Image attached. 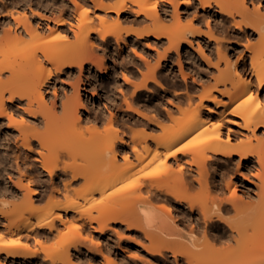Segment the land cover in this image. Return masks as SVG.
I'll return each instance as SVG.
<instances>
[{"label": "bare ground", "instance_id": "6f19581e", "mask_svg": "<svg viewBox=\"0 0 264 264\" xmlns=\"http://www.w3.org/2000/svg\"><path fill=\"white\" fill-rule=\"evenodd\" d=\"M56 1L37 0L41 11L32 7L34 0H0V34L6 40L8 56L13 55L0 62V161L14 160L25 179L13 181L14 186L0 182L1 193L16 199L22 192L23 199L20 205L9 199L0 201V224L12 236L0 242V264H33L35 254L26 249V239L36 234L47 236L59 229L58 223L66 225L71 219L90 226L96 222L94 231L99 233L116 222L135 226L147 238V250L161 256L163 264H264V5L251 0L252 7L247 4L249 0H199L201 17H207V29L203 30L193 25L200 15H192L197 5L191 0ZM89 1L102 14L71 16L72 7L89 5ZM165 2L172 6L171 17L178 24L175 29L158 27L168 14ZM159 3L164 5L161 11L157 9ZM180 7L186 15L191 13L192 19L181 23ZM210 10L216 12L214 16ZM141 14L146 20L143 29L124 34L121 24L141 20ZM211 15L215 29L210 27ZM110 20L111 27L105 28ZM47 34H53V42L45 41L39 49L18 53L26 37L35 45ZM130 34L136 37V45L143 38L157 42L166 37L169 44L157 65L169 49L179 52L181 43L191 45L189 36L204 35L216 42L218 59L212 82L202 84L196 94L198 101L190 107L195 95L186 93L188 107L182 110L175 106L183 115L174 124L160 121L165 118L159 113L151 116L140 111L125 98L126 108L144 119L139 121L160 129L155 136L132 135L127 139L123 130L120 133L114 112H109L105 128L97 127L106 114L101 109H88L80 92V76L65 99L51 86L60 73L68 72L67 68L77 67L81 73L88 63L102 64L92 54L95 37L101 45L112 37L121 48V43L127 44L125 35ZM230 37H236V44L245 48L232 63L221 50L223 45H230ZM198 46V53L209 60ZM133 51L144 58L136 48ZM246 56L251 74L244 71ZM140 73L139 82L123 74L134 91L146 88L149 81L158 83L155 67ZM50 87L52 95L46 99ZM222 97L228 100L224 102ZM5 117L9 123L6 130ZM166 118L174 121L171 109H166ZM87 122L95 124L88 138L61 145L69 128L77 132ZM39 125H44L46 138L38 137ZM105 137L106 141L102 140ZM82 153L87 154L83 163L60 167L63 158ZM121 160L138 163V169L116 172ZM149 165V171L141 172ZM9 166L11 163H4L2 169ZM106 170L115 172L95 182L89 197H82L90 202L87 207L79 200H53L41 207L34 204L46 194L58 196L68 191L69 183L59 187L56 176L69 171L71 180L87 181L89 175ZM45 174L47 178L41 180L39 176ZM39 181L41 188L32 187ZM117 185L131 192L118 188L113 196L94 201V191L102 195ZM156 200L165 205L156 204ZM105 248L106 253L97 247L102 263L117 264L113 252ZM71 260L67 256L68 264H73Z\"/></svg>", "mask_w": 264, "mask_h": 264}, {"label": "rangeland", "instance_id": "374dc122", "mask_svg": "<svg viewBox=\"0 0 264 264\" xmlns=\"http://www.w3.org/2000/svg\"><path fill=\"white\" fill-rule=\"evenodd\" d=\"M7 1L10 2V0ZM36 1L37 0H34L32 7L43 11L42 6L39 7V4H37ZM108 1L113 2L115 0ZM191 1L194 3V5H197L195 8L193 7L194 9H192L191 12L192 15L193 12H197V14L201 17V15H203V10L200 6L201 3L198 2L199 0ZM251 1L254 3L250 2V0L247 1L249 7H252L251 3L255 5L259 3L260 6L261 2V5H264V0ZM58 2L60 1L57 0L56 4H58ZM88 3L89 5L83 4L81 7H72L69 10L71 16L73 15L75 17H79V14L82 12L89 15H92L93 13L102 14L101 10L93 9L92 2L89 1ZM165 4V10H167L168 14L160 21L158 27L164 30L175 29L178 27V24H176L174 19L171 17L173 13L172 6L166 2ZM132 6L135 7V5ZM162 7H164V5L159 3L157 9L161 11ZM179 10L182 11H179L181 12V23L192 19L191 13L187 15L186 13H183V7H180ZM213 10H210L212 12L210 14L214 16L216 12ZM47 13L49 12L47 11ZM55 14L58 15L57 11ZM212 15L209 17V21H211L210 27L215 29V20H212ZM141 17V20L139 19L122 23L121 28L123 33L125 34L127 31H131L133 29H143L146 20H143L142 14ZM200 17H198L200 20L192 21L193 25L206 30L207 26L205 21L207 17L204 16L205 20L203 17ZM48 24L50 26L54 25L53 22H48ZM111 25L112 24L110 20V22L105 25V28L111 27ZM217 35L220 37V34ZM125 36L127 44L124 45L121 43V48L117 45L112 37L111 40L104 45L99 44L98 37H95L93 39L95 41V45L93 47L92 54L96 59L102 60V64L100 66H96L88 63L81 73H79L77 67L67 68L68 72L60 73V77L55 79V81H52L53 85L51 87L57 90V93L61 99H65V95L71 94V84L74 83L75 80L80 76L82 79L80 82V92L83 94L88 109H101L106 114V118L103 119L97 126L99 129H103L108 125L107 119L109 117V112H114L117 116V126L121 129L120 133L122 130L125 132V138L130 139L132 135H137L138 137L155 136L158 135L160 129L156 125L139 121H144V119L137 116L132 110L127 109L124 99L126 98L132 103L133 107L139 109L140 111L147 112V114L151 116H153L155 113H159L165 118L164 120L160 121H163L166 124H174L175 120L179 119L183 115V113L177 110L175 106L181 107L182 110H185L188 107L186 102V93H190L193 96L195 95L194 103H192L190 106L192 107L195 102L198 101L196 94L200 91L202 84L208 85L212 82L213 79L211 77L217 72L215 64L217 63L216 61L218 59V54L216 53V42L210 40L204 35L189 36L192 42L191 45L181 43V51L179 52H177L175 48L169 49L165 57H160V64L157 65L159 56L163 54L165 48L169 44L165 36H162L157 42H154L152 38H143L139 40L138 45L133 44V39L136 38L134 35L130 34ZM53 37V34H47L41 39L37 40L35 45H33L34 43L29 40V37H26V42L19 46L18 53L31 50L33 47L39 49L43 45V42H53ZM70 37L71 39H74L72 33H70ZM221 37L225 38L223 35ZM230 38L228 40L230 45H223L221 50L224 53H227V57L232 63L235 58H237L239 53L245 51V48L243 49V45L238 46L236 44V37ZM223 41L226 40L223 39ZM198 44H200L209 60H205L198 53ZM7 47L8 46L6 44L5 38H3L2 34H0V62L5 60L6 57L13 58V55L8 56V52L6 51ZM132 47L140 51L144 58L136 56ZM145 61H148V65L150 67H155L157 69L158 83L149 81L146 88L137 89L134 91L133 85L124 81L123 74L127 73L130 75L132 80L139 82L142 79L140 71L146 72L149 67L146 65ZM245 63V73L251 74L252 70L250 68L249 58L247 56L245 57ZM223 64L224 62L221 60L219 65L222 66ZM103 67L105 69H103ZM51 87L47 90L48 92L46 99H48V95H52ZM84 87L85 90L83 89ZM221 99L224 102L228 100L227 97H222ZM59 103V100H57V105H59ZM166 109H171L173 112L174 121L166 118ZM3 120V128L6 130L9 123L6 117ZM94 127V123L87 122L82 123L77 132H74L69 128L67 133H65L61 139V145H74L79 140L88 138ZM14 131L16 134L18 133L15 128ZM1 132L2 131H0V134ZM37 132L38 137L46 138L47 133L45 131L44 125L37 126ZM106 139L107 138L105 137V139L102 140L106 141ZM13 155L14 153H11V156ZM86 156L87 154L82 153L76 158L65 157L60 161V167H71L75 164L83 163ZM4 163L6 165L11 163V166H9L10 168L8 170L2 169V164ZM138 165V163L131 164L129 161L121 160L118 166L115 168V171H125L132 167L133 170H137ZM151 168L152 165L146 166L143 170H141V172L149 171ZM115 171L106 170L96 175L91 174L89 175V180L87 181L82 178H79L78 180H71L68 171L65 175H59L55 177L56 184L61 188L63 186V182L69 183L67 192H62L58 196L46 194L43 198L36 200L34 204L35 206L41 207L51 203L53 200L59 202L79 200L84 207H87L90 202L85 201L82 199V197H89L95 182L106 179L111 173ZM22 173L23 172H20L16 168L14 160L8 162L2 159L0 161L1 183L5 182L11 186H14L13 181H18L19 178H22L23 182H25ZM47 176L48 175L45 174L39 177L41 180H45ZM40 182L41 181L33 183L32 187L41 188L42 184ZM122 187L124 186H114L109 188L102 195L94 191L92 194L95 198L94 201H100L106 195L111 197L115 194L118 188L122 189L123 191L125 187ZM126 191L128 192H123L127 194L131 192V190ZM8 199L13 203L20 205L23 203L22 192H19V197L16 199H10V197L8 198V196L0 192L1 202ZM160 201L161 200H158L157 202L156 200V204L159 203L160 206H163V204L165 205L164 201H161L162 203H160ZM71 214L72 212H70V215ZM2 220L3 219L0 218V223ZM96 225L97 223L94 222L93 226ZM93 226H90L87 223L81 224V221L71 219L66 225H61L58 223L59 229L54 230L47 236L40 234H36L34 237L30 236L28 239H26L24 244L29 252L35 254V262L33 264H68L69 262L67 261V256H70L72 259L70 263L73 264H103L102 255L98 253L97 247L101 248V250H103L105 253V247L110 248V250L113 252L112 256H114L117 264H163V258L161 256L153 254L147 250L148 240L145 235H143L144 233L142 230L139 228L135 226L130 227L122 222H116L111 223L110 228H108L106 232L99 233L94 231L95 227ZM11 237L12 236L10 234L3 230V227L0 224V242L8 240ZM85 237L86 239H84Z\"/></svg>", "mask_w": 264, "mask_h": 264}]
</instances>
